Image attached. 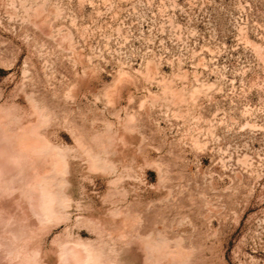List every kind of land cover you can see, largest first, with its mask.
I'll use <instances>...</instances> for the list:
<instances>
[{"label": "rangeland", "instance_id": "rangeland-1", "mask_svg": "<svg viewBox=\"0 0 264 264\" xmlns=\"http://www.w3.org/2000/svg\"><path fill=\"white\" fill-rule=\"evenodd\" d=\"M0 116L43 153L0 264H264V0H0Z\"/></svg>", "mask_w": 264, "mask_h": 264}, {"label": "bare ground", "instance_id": "bare-ground-1", "mask_svg": "<svg viewBox=\"0 0 264 264\" xmlns=\"http://www.w3.org/2000/svg\"><path fill=\"white\" fill-rule=\"evenodd\" d=\"M31 120L34 122V119ZM35 120L36 122L39 121L37 118H35ZM26 128H28V126ZM23 131L24 130H22V133L19 135L13 133L0 116V231L3 230L10 234L9 236H0V245L5 248H9L14 244L17 245L16 240H22L30 236L33 232V220L40 219L41 217L38 212V206L36 205L38 200V197L35 196L36 189L31 187V181L27 180L25 182V177L28 176L24 175L25 169L28 168V166H32V155H35L34 153L36 151L38 152V144L40 143L28 134L29 131L25 133H23ZM38 154L40 153H37L35 156H38ZM40 155L42 158L43 153ZM46 165H49V163ZM19 170H21V174H18ZM3 193H8L10 197H18L19 195L22 196L21 216H15L5 209L1 202V195H3ZM75 245H70L68 243L64 245L61 253L60 264L81 263L82 254ZM183 251H186V249ZM186 252L183 253L185 254ZM10 254L13 255V251H11ZM24 262L25 264H28L27 261L24 260Z\"/></svg>", "mask_w": 264, "mask_h": 264}]
</instances>
